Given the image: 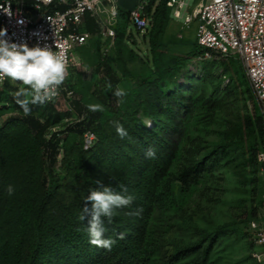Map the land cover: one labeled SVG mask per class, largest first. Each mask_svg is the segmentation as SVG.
Here are the masks:
<instances>
[{"label": "trees", "instance_id": "16d2710c", "mask_svg": "<svg viewBox=\"0 0 264 264\" xmlns=\"http://www.w3.org/2000/svg\"><path fill=\"white\" fill-rule=\"evenodd\" d=\"M171 1L147 0L145 59L127 48L130 10L117 8L114 63L121 77L103 63L112 95L122 81L131 83L123 84L126 95L116 97L117 107L111 106L108 95L94 91L103 110L87 112V105L73 101L76 113L85 112L86 118L65 123L70 113L51 102L30 105L31 114L25 116L15 98L19 85L12 84L18 81L6 80L0 87V116L10 114L0 124V264H210L217 244L234 231L232 224H219L203 230L195 241L177 245L166 260L160 258L157 211L179 210L222 158L245 157L252 162L264 152L262 115L255 103L223 141L181 162V143L189 131L185 119L196 112L210 117L223 101L222 90L228 95L240 86L246 92L251 89L238 60L214 56L197 60L201 51L196 40L187 55L169 51L164 37ZM63 9L55 3L48 11ZM84 30L92 36L98 33L89 16ZM137 59L142 66L133 72L128 63ZM187 67L192 75L186 74L187 84H180ZM216 68L222 69V78L207 92ZM113 121L127 130L125 138L117 134ZM85 130L97 136L88 150L83 147ZM149 148L155 149L154 158H146ZM103 186L133 197L131 205L114 210L111 220L104 218L105 238L116 240L110 251L89 243L87 218L79 219L90 191ZM261 203L262 199L259 210ZM137 211L139 215H129ZM119 233L125 238L117 239Z\"/></svg>", "mask_w": 264, "mask_h": 264}, {"label": "rangeland", "instance_id": "374dc122", "mask_svg": "<svg viewBox=\"0 0 264 264\" xmlns=\"http://www.w3.org/2000/svg\"><path fill=\"white\" fill-rule=\"evenodd\" d=\"M115 1L117 7L131 10L141 0ZM183 1L184 7L180 11L172 8L164 41L171 53L187 55L196 38L197 22L193 21L189 27H182V23L184 18L192 13L199 0ZM127 34L131 35L127 39V48L134 49L145 59L148 53L147 40L144 39L143 33L129 23ZM73 58L78 64L70 68L69 84L83 103V107L90 104L102 106L94 91L108 95L111 106L117 107L118 100L110 93L112 87H108L106 73L103 71V63L117 70L114 63L115 40H104L101 34L96 33L86 45L75 48ZM141 66L140 59L128 63V68L133 72L138 71ZM221 72V68H216L212 72L211 80L206 87L207 92H210L222 78ZM189 73L192 75L189 67L183 70L179 79L180 84H187L184 76ZM192 73H198V70ZM117 74L121 77L119 70ZM195 77L199 79L200 74ZM226 83L227 80L224 79L222 88ZM12 84L19 85V89L26 87L20 82ZM123 84L131 85L122 81L117 88L123 89ZM221 95L224 96L223 101L210 112V117L204 116L202 112H196L191 118L185 119L189 131L181 143L182 163L193 160L223 141L228 132L251 113L254 104H258L252 90L246 92L244 86L233 89L228 95H224L222 90ZM57 106L60 111H66L64 103L60 102ZM258 107L260 112L259 104ZM86 111L90 110L86 108ZM8 116L9 113L0 116V124ZM50 133L51 131L47 136H50ZM261 152L257 153L252 162H248L245 157L222 158L209 169L194 191L186 197L179 210L167 213L161 209L157 211L155 225L158 228L157 239L161 260H166L177 245L198 239L203 230L229 223L234 227V231L224 236L217 244L210 264H264V245L257 243V235H264V216L259 214V201L264 190L258 160V154Z\"/></svg>", "mask_w": 264, "mask_h": 264}, {"label": "built area", "instance_id": "2783aa9c", "mask_svg": "<svg viewBox=\"0 0 264 264\" xmlns=\"http://www.w3.org/2000/svg\"><path fill=\"white\" fill-rule=\"evenodd\" d=\"M55 3L64 9L48 11ZM146 5L147 0H141L129 11L130 23L141 33L149 27ZM171 6L180 11L184 1L172 0ZM117 8L115 0H29V3L0 0V29L7 30L6 39L26 43L30 48L48 46L65 58L67 77L58 95L50 101L56 106L60 102L65 104L71 115L65 123L86 118L85 112L76 113L72 103L79 98L69 84L70 68L78 64L73 51L86 45L92 37L84 30L86 17L95 22L104 40H114ZM193 21L197 22L195 40L201 51L197 60L213 56L238 60L260 106L264 127V0H199L192 13L184 18L182 27H189ZM6 80L9 79L5 78L0 87ZM96 139L93 131L85 130L82 135L84 149H90ZM258 160L264 183V152L258 154ZM259 214L264 216V194ZM257 243L264 245V235H257Z\"/></svg>", "mask_w": 264, "mask_h": 264}, {"label": "clouds", "instance_id": "9594fccd", "mask_svg": "<svg viewBox=\"0 0 264 264\" xmlns=\"http://www.w3.org/2000/svg\"><path fill=\"white\" fill-rule=\"evenodd\" d=\"M6 37L7 30L0 29V83L7 78L27 86L19 89L15 97L16 103L27 116L32 111L30 105L43 106L58 95V90L67 77L66 60L48 46L30 48L26 43L10 42ZM108 87L111 88V85L109 84ZM113 95L123 98L126 92L117 88ZM87 107L92 112L103 110L99 104H90ZM113 124L121 139L128 135L127 130L118 121H113ZM145 156L154 158L155 149H147ZM123 191L126 192L127 189L124 188ZM7 192L9 195L14 193L12 185L7 187ZM132 202V196L123 195L107 186H103L102 190H91L79 217L81 221L87 218L89 243L110 251L116 240L105 238L104 218L111 220L115 209L127 207ZM139 214V211L129 213V215ZM124 238V233H119L117 236L120 240Z\"/></svg>", "mask_w": 264, "mask_h": 264}]
</instances>
